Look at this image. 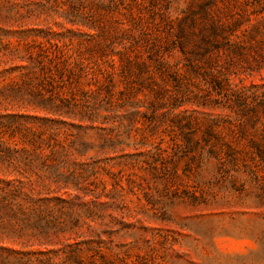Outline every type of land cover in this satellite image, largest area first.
Instances as JSON below:
<instances>
[{
  "label": "rangeland",
  "instance_id": "rangeland-1",
  "mask_svg": "<svg viewBox=\"0 0 264 264\" xmlns=\"http://www.w3.org/2000/svg\"><path fill=\"white\" fill-rule=\"evenodd\" d=\"M0 264H264V0H0Z\"/></svg>",
  "mask_w": 264,
  "mask_h": 264
},
{
  "label": "trees",
  "instance_id": "trees-1",
  "mask_svg": "<svg viewBox=\"0 0 264 264\" xmlns=\"http://www.w3.org/2000/svg\"><path fill=\"white\" fill-rule=\"evenodd\" d=\"M214 20H215V18H214ZM213 29L215 31L214 27H213ZM212 34L214 36L215 32L212 33ZM184 76H185V74H184ZM213 82L216 85H220V84H218L219 82H216L215 80H213ZM245 91H246V89H243V90H241V89H237V90L229 89V90H227V97H228L227 101L229 103L232 102V104H234V102H239L241 100H245L246 97L248 96V93H245ZM207 95L210 97L211 92H208ZM192 120H193L192 118H185V121H186L185 124H186L187 128L189 129V133H188V134H190L189 136H191L194 133L193 129H192V127H194V126H192ZM219 121L220 120H219L218 117L217 118L213 117V118L206 119V121H205V130H204V134H203V140L206 143H210L211 136L214 137V134L216 133V130H217V125H219ZM190 129H192V130H190ZM195 129H197V128L195 127ZM187 139H188V137H187ZM258 149H259V151H261L260 148H258Z\"/></svg>",
  "mask_w": 264,
  "mask_h": 264
}]
</instances>
